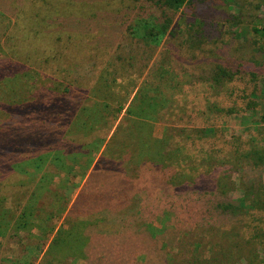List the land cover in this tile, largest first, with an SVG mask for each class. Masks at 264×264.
<instances>
[{
    "label": "rangeland",
    "instance_id": "obj_1",
    "mask_svg": "<svg viewBox=\"0 0 264 264\" xmlns=\"http://www.w3.org/2000/svg\"><path fill=\"white\" fill-rule=\"evenodd\" d=\"M202 3L156 46L145 0H0V264H156V230L169 264H264V0Z\"/></svg>",
    "mask_w": 264,
    "mask_h": 264
},
{
    "label": "trees",
    "instance_id": "obj_2",
    "mask_svg": "<svg viewBox=\"0 0 264 264\" xmlns=\"http://www.w3.org/2000/svg\"><path fill=\"white\" fill-rule=\"evenodd\" d=\"M145 2L147 3L148 7L146 8L141 7L138 9V12L140 14H144L145 11H151L149 16L152 19L143 21L144 22L142 24L143 35L145 36V38H147L150 41H153V42L156 41V46L160 45V43L166 36L169 35V37H172L174 35L173 34L174 31L171 28L173 21L176 17V13H178L184 6L192 3L196 6V10H199L202 12L204 11V9L207 8V6L204 5V3H202V2H205V0H145ZM195 20L199 21L198 18H196ZM191 30H192L191 36L192 35L195 36L194 42L206 40V37L202 33V28H198L199 32L194 31L195 32L194 34H193V29ZM258 32L262 36H264V26L261 29H259ZM193 47L194 46L191 45V48ZM195 49H197V47H195ZM240 68L242 69V66ZM214 70L215 72L212 71V73L214 74L211 80H213L215 83H220L221 81H219V79L221 78H224V79L227 78L226 80H224L225 82H230L232 80L233 73L231 72V69L225 67V65L224 66L218 65L216 66V69ZM250 74L255 76L254 73H250ZM234 111L235 110L233 109L226 110V114L234 113ZM262 121L264 123V116L262 118ZM206 131L208 130L205 129V130H202V132H200L201 133L199 136L200 139L204 137V135H206ZM208 132H210V129ZM174 137L175 135L172 134L167 137H164L163 140L162 139L156 140V150L161 149L162 147L161 149L162 151L159 152V154L158 152H156V157H158V160H159V161H156V166L160 167L161 169H166L167 170L166 172H171V168H172L171 163L169 162L168 159L171 158V147L173 146ZM179 139L185 145L186 144L193 145L195 143L194 140H191L190 137L187 134H184L183 132L180 134ZM196 141H199V139L197 138ZM239 146H240L239 138H236V141L232 143V147L235 150L234 153L231 152L230 153L231 155H229V157L226 158L227 162H224L223 160H221L220 166L227 165V164L231 166L232 163L239 164L242 162H244L245 165L246 164L249 165L250 161L252 160L251 158L252 155L248 154L246 151L240 152ZM163 147L166 149H164ZM204 160L205 158H202V161ZM172 175H173L172 178L171 179L169 178V180H167L168 183H173L175 176L174 174ZM219 177H215L214 175H205V173H202L200 174V176L198 175V177H196L191 182V184H189L188 187L193 188L195 191L203 192L205 185H207L206 181L210 178L212 180L211 184L217 181V184H214V186H216L218 190L219 188L221 189V191L219 190L220 193L225 194L227 191L225 189L227 188L228 180L226 179V176H222L221 178ZM188 187L179 191V193L187 191ZM175 190H176L175 192H177V186ZM218 208H221L222 210L220 212H223L220 215L226 216L228 212H232L233 214L236 213V211L234 210L232 211L229 210V209H233V206L231 205L221 204V206H218ZM230 217L232 218V216ZM231 218L227 219V221H229ZM175 241H176V234L174 232L167 231V230L162 232V231L156 230V245L159 246L158 251L156 252L157 253L156 254V264H169L167 263L168 260L166 258V255L169 254L170 249L175 247ZM190 255L192 259L189 260L188 262L190 264H193V260H195L194 259L195 253L192 251Z\"/></svg>",
    "mask_w": 264,
    "mask_h": 264
}]
</instances>
